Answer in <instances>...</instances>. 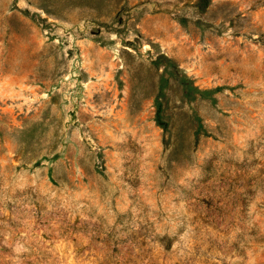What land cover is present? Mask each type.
I'll list each match as a JSON object with an SVG mask.
<instances>
[{"label": "rangeland", "instance_id": "1", "mask_svg": "<svg viewBox=\"0 0 264 264\" xmlns=\"http://www.w3.org/2000/svg\"><path fill=\"white\" fill-rule=\"evenodd\" d=\"M0 264H264V0H0Z\"/></svg>", "mask_w": 264, "mask_h": 264}, {"label": "trees", "instance_id": "2", "mask_svg": "<svg viewBox=\"0 0 264 264\" xmlns=\"http://www.w3.org/2000/svg\"><path fill=\"white\" fill-rule=\"evenodd\" d=\"M156 117L158 119V121L160 122V124L164 127V129L167 131V129L169 128L167 122L164 121L165 115L164 113L161 111V109L157 110L156 113Z\"/></svg>", "mask_w": 264, "mask_h": 264}]
</instances>
